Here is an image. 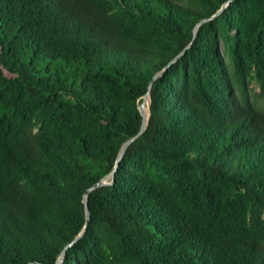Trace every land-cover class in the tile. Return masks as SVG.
Returning <instances> with one entry per match:
<instances>
[{
    "label": "trees",
    "instance_id": "1",
    "mask_svg": "<svg viewBox=\"0 0 264 264\" xmlns=\"http://www.w3.org/2000/svg\"><path fill=\"white\" fill-rule=\"evenodd\" d=\"M226 1L0 0V264L55 263L184 48L61 264H264V0Z\"/></svg>",
    "mask_w": 264,
    "mask_h": 264
},
{
    "label": "water",
    "instance_id": "2",
    "mask_svg": "<svg viewBox=\"0 0 264 264\" xmlns=\"http://www.w3.org/2000/svg\"><path fill=\"white\" fill-rule=\"evenodd\" d=\"M229 1H230V0H227V1L221 6V8H220L215 14H213V15L211 16V18L214 17V16H215L216 14H218L219 12H221L222 9H223V8L229 3ZM203 20H205V19H203ZM197 26H198V24H197V25L195 26V28H194L193 39H194V37H195V32H196V30H197ZM189 44H190V43H189ZM189 44H188V45H189ZM188 45H187V46H188ZM184 52H185V48H184L180 53H178L176 56H174V57H173V58L167 63L166 66H164L160 71L156 72V73L152 76V78L149 80L147 91H146L145 94L142 96V100H141V102L138 104V110H139L140 115H141V125H140V129H139V131H138L133 137H131L130 139H128L127 141H125V142L122 144V146H121V148H120V150H119V152H118V155H117V157H116V161H115V164H114V167L112 168V170H111L108 174H106L105 176H103L102 178H100L99 180H97L96 182H94L93 184H91V185H90V186L84 191L83 196H82V201H83V204H84V211H85L84 226H83V228L81 229V231H80V232H79V233H78V234H77V235H76L71 241H69L67 244H65V246L63 247L61 253H60L59 256L57 257V259H56V261H55L54 264H61L66 249H67L69 246H71L73 243H75V242L81 237V235L83 234V232H84L85 229H86L87 224L89 223V220H90V212H89L88 203H87V194H88L91 190L96 189V188H98V187H100V186H102V185H104V184H108V183H110V182L112 181V179L114 178V172H115V170H116L117 164H118V162L120 161V159H121V157H122V155H123V153H124V150H125L127 144H128L130 141H132L134 138L138 137V136L142 133V131L144 130V128H145V126H146V124H147V121H148V117H149V102H150V99H149V90H150V88H151V85H152L154 79H155L156 77H158L159 75H161V74L163 73V71L166 70V68H167L170 64H172L173 62H175V61L180 57V55H181L182 53H184ZM146 96H148V116H146V115H145V112H144V101H145V99H146ZM27 264H42V263H39V262H29V263H27Z\"/></svg>",
    "mask_w": 264,
    "mask_h": 264
},
{
    "label": "bare ground",
    "instance_id": "3",
    "mask_svg": "<svg viewBox=\"0 0 264 264\" xmlns=\"http://www.w3.org/2000/svg\"><path fill=\"white\" fill-rule=\"evenodd\" d=\"M144 112L145 115L148 116V96H146V99L144 101Z\"/></svg>",
    "mask_w": 264,
    "mask_h": 264
},
{
    "label": "rangeland",
    "instance_id": "4",
    "mask_svg": "<svg viewBox=\"0 0 264 264\" xmlns=\"http://www.w3.org/2000/svg\"><path fill=\"white\" fill-rule=\"evenodd\" d=\"M220 48H221V50H223V46L222 45L220 46Z\"/></svg>",
    "mask_w": 264,
    "mask_h": 264
}]
</instances>
